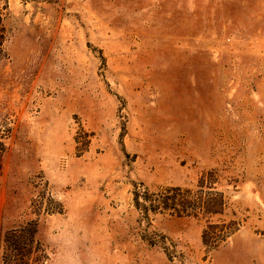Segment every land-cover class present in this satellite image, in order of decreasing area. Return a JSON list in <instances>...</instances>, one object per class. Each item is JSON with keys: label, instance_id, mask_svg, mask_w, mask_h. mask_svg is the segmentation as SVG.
<instances>
[{"label": "rangeland", "instance_id": "obj_1", "mask_svg": "<svg viewBox=\"0 0 264 264\" xmlns=\"http://www.w3.org/2000/svg\"><path fill=\"white\" fill-rule=\"evenodd\" d=\"M5 1L0 264H264V0Z\"/></svg>", "mask_w": 264, "mask_h": 264}, {"label": "trees", "instance_id": "obj_2", "mask_svg": "<svg viewBox=\"0 0 264 264\" xmlns=\"http://www.w3.org/2000/svg\"><path fill=\"white\" fill-rule=\"evenodd\" d=\"M8 8V4L5 1L4 3H2V0H0V59H2L5 56V51H4V43L7 39L8 36V29L5 23L6 20V14L7 12L5 11ZM1 149H0V176H1V171H2V158H3V154L5 151V146L4 143L1 142L0 143ZM170 199V197L168 198ZM172 200H175V197H172ZM174 208L179 215L182 214H192L193 211H189V205L184 203L182 204L180 207H177V205L175 203L173 204H166V208ZM205 208V207H202ZM207 212H213L212 208L209 207V205L206 206L205 209ZM22 233L20 235L15 234L17 237H24L26 234V232L23 230L21 231ZM30 237V236H29ZM31 240L34 238V234L31 235ZM34 240V239H33ZM20 253H16L11 258L10 264H27V262L24 260V257L19 255Z\"/></svg>", "mask_w": 264, "mask_h": 264}]
</instances>
